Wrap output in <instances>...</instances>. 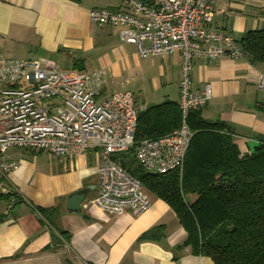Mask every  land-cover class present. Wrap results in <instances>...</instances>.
Wrapping results in <instances>:
<instances>
[{
  "label": "crops",
  "instance_id": "0c3cea01",
  "mask_svg": "<svg viewBox=\"0 0 264 264\" xmlns=\"http://www.w3.org/2000/svg\"><path fill=\"white\" fill-rule=\"evenodd\" d=\"M214 7L213 30L239 41L247 31L264 29V0H214ZM92 8L128 10L122 0H0V58H47L59 70H102L101 96L130 91L138 111L178 102L182 55L140 57L118 27L90 21ZM190 75L193 91L208 85L212 92L200 115L223 123L241 154L253 152L264 140V90L256 86L264 61L246 54L194 58ZM2 158L18 164L2 179L11 196L0 197V264H215L185 243L186 230L159 198L147 194L151 206L136 216L94 206L103 159L98 148L52 156L10 147ZM84 187L81 212H69L68 195Z\"/></svg>",
  "mask_w": 264,
  "mask_h": 264
},
{
  "label": "built area",
  "instance_id": "2783aa9c",
  "mask_svg": "<svg viewBox=\"0 0 264 264\" xmlns=\"http://www.w3.org/2000/svg\"><path fill=\"white\" fill-rule=\"evenodd\" d=\"M128 10L92 8L90 21L118 27L121 40L133 43L140 57L182 55L180 127L158 137L135 140L138 110L130 91L101 96L102 70H59L47 58H0V193L17 161L2 158L10 147L41 150L52 156L102 152L96 167L97 194L92 204L108 214L139 215L151 206L141 182L115 159L131 152L146 172L182 171L193 131L187 114L212 97L207 85L192 90L194 58L237 59L243 45L230 34L213 30L214 0H122ZM264 90V75L257 81Z\"/></svg>",
  "mask_w": 264,
  "mask_h": 264
},
{
  "label": "trees",
  "instance_id": "16d2710c",
  "mask_svg": "<svg viewBox=\"0 0 264 264\" xmlns=\"http://www.w3.org/2000/svg\"><path fill=\"white\" fill-rule=\"evenodd\" d=\"M239 42L251 61H264V29L247 31ZM186 121L193 135L182 171L146 172L122 154L119 164L147 194L173 209L194 253L215 264H264V140L241 154L223 123L205 120L200 109L190 111ZM181 122L178 102L140 110L135 140L161 136ZM39 212L48 216L46 209Z\"/></svg>",
  "mask_w": 264,
  "mask_h": 264
},
{
  "label": "water",
  "instance_id": "95a60500",
  "mask_svg": "<svg viewBox=\"0 0 264 264\" xmlns=\"http://www.w3.org/2000/svg\"><path fill=\"white\" fill-rule=\"evenodd\" d=\"M88 188L84 187L73 193L69 194L67 197L66 208L69 212L80 213L82 203L84 202L85 195L87 194ZM68 264H73L71 261H68Z\"/></svg>",
  "mask_w": 264,
  "mask_h": 264
},
{
  "label": "rangeland",
  "instance_id": "374dc122",
  "mask_svg": "<svg viewBox=\"0 0 264 264\" xmlns=\"http://www.w3.org/2000/svg\"><path fill=\"white\" fill-rule=\"evenodd\" d=\"M172 98V97H171ZM123 155L124 157H123V159L124 160H128L129 161V165L130 166H132V167H134V166H136V168L138 167V163L135 161V159H134V157H133V155H132V153L131 152H124V153H120V154H117L115 157H114V159L118 162V163H121L120 161L122 160L120 157H118V156H120V155ZM132 159H134L133 161V163L131 162V160ZM140 168V167H139ZM138 169V168H137ZM141 170H143L142 168H140ZM143 191L145 192V190H144V188H143ZM146 193V192H145ZM147 194V193H146Z\"/></svg>",
  "mask_w": 264,
  "mask_h": 264
}]
</instances>
